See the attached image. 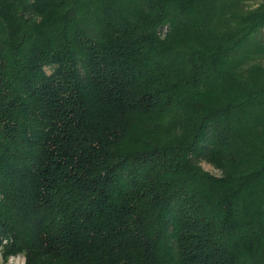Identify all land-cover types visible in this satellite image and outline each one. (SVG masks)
<instances>
[{
    "label": "trees",
    "instance_id": "trees-1",
    "mask_svg": "<svg viewBox=\"0 0 264 264\" xmlns=\"http://www.w3.org/2000/svg\"><path fill=\"white\" fill-rule=\"evenodd\" d=\"M0 250L264 264V0H0Z\"/></svg>",
    "mask_w": 264,
    "mask_h": 264
},
{
    "label": "clouds",
    "instance_id": "clouds-1",
    "mask_svg": "<svg viewBox=\"0 0 264 264\" xmlns=\"http://www.w3.org/2000/svg\"><path fill=\"white\" fill-rule=\"evenodd\" d=\"M197 167H199L202 171L204 172H208L213 165L208 162V160L204 157H201L198 161H197ZM16 264H27V258L26 255H19V258L16 260Z\"/></svg>",
    "mask_w": 264,
    "mask_h": 264
},
{
    "label": "rangeland",
    "instance_id": "rangeland-1",
    "mask_svg": "<svg viewBox=\"0 0 264 264\" xmlns=\"http://www.w3.org/2000/svg\"><path fill=\"white\" fill-rule=\"evenodd\" d=\"M207 173L213 175V176H219L220 172L212 167ZM19 258V255L16 256H9L7 258L3 257V254L0 250V264H16V260Z\"/></svg>",
    "mask_w": 264,
    "mask_h": 264
}]
</instances>
